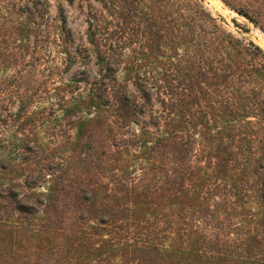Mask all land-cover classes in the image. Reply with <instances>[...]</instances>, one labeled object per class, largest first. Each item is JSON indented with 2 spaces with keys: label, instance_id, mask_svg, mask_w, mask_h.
Returning a JSON list of instances; mask_svg holds the SVG:
<instances>
[{
  "label": "trees",
  "instance_id": "trees-1",
  "mask_svg": "<svg viewBox=\"0 0 264 264\" xmlns=\"http://www.w3.org/2000/svg\"><path fill=\"white\" fill-rule=\"evenodd\" d=\"M224 25L0 0V264H264V51Z\"/></svg>",
  "mask_w": 264,
  "mask_h": 264
},
{
  "label": "rangeland",
  "instance_id": "rangeland-1",
  "mask_svg": "<svg viewBox=\"0 0 264 264\" xmlns=\"http://www.w3.org/2000/svg\"><path fill=\"white\" fill-rule=\"evenodd\" d=\"M261 1L264 0H225V2H223V0H202L204 6L212 14L220 16L223 19L225 22L224 26L227 30L232 32L238 38L253 41L259 47L260 45L255 39L256 37L254 33L258 31L261 32L263 36L264 33L259 29V27H256L246 18L236 13L235 9L245 11L248 6L260 4ZM63 5L65 7L68 24L76 36V34L81 33L84 29L82 17L78 14L79 11L75 4L69 6L63 2ZM52 13H54V9H52Z\"/></svg>",
  "mask_w": 264,
  "mask_h": 264
},
{
  "label": "bare ground",
  "instance_id": "bare-ground-1",
  "mask_svg": "<svg viewBox=\"0 0 264 264\" xmlns=\"http://www.w3.org/2000/svg\"><path fill=\"white\" fill-rule=\"evenodd\" d=\"M215 2H216V1H215ZM254 35H255V37H256L255 39H256L257 42L259 43L261 49L264 50V36L261 34V32H258V31H256V32L254 33Z\"/></svg>",
  "mask_w": 264,
  "mask_h": 264
}]
</instances>
